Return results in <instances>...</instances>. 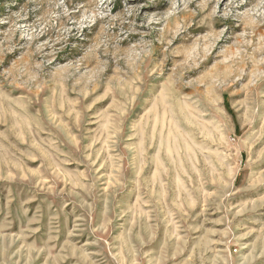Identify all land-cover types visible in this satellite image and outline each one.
<instances>
[{"label":"rangeland","instance_id":"1","mask_svg":"<svg viewBox=\"0 0 264 264\" xmlns=\"http://www.w3.org/2000/svg\"><path fill=\"white\" fill-rule=\"evenodd\" d=\"M0 264H264V0H0Z\"/></svg>","mask_w":264,"mask_h":264}]
</instances>
